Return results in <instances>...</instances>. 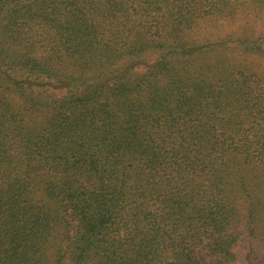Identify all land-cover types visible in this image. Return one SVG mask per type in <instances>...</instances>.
<instances>
[{
  "label": "trees",
  "instance_id": "obj_1",
  "mask_svg": "<svg viewBox=\"0 0 264 264\" xmlns=\"http://www.w3.org/2000/svg\"><path fill=\"white\" fill-rule=\"evenodd\" d=\"M0 264H264V0H0Z\"/></svg>",
  "mask_w": 264,
  "mask_h": 264
},
{
  "label": "rangeland",
  "instance_id": "obj_2",
  "mask_svg": "<svg viewBox=\"0 0 264 264\" xmlns=\"http://www.w3.org/2000/svg\"><path fill=\"white\" fill-rule=\"evenodd\" d=\"M261 260H263V258H261Z\"/></svg>",
  "mask_w": 264,
  "mask_h": 264
}]
</instances>
